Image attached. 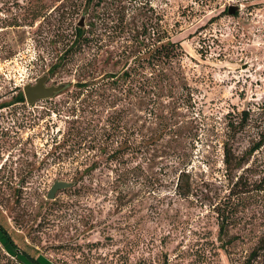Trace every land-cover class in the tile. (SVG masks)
Wrapping results in <instances>:
<instances>
[{"label":"rangeland","instance_id":"obj_1","mask_svg":"<svg viewBox=\"0 0 264 264\" xmlns=\"http://www.w3.org/2000/svg\"><path fill=\"white\" fill-rule=\"evenodd\" d=\"M43 1L57 10L29 26L20 13L35 0H0V104L9 102L0 106V223L9 235L0 231L4 251L26 264L32 263L25 252L43 264H81L99 262L96 257L116 247L123 248L128 264H264V256L254 263L248 259L264 231V199L252 185L262 176L252 166L264 165V145L230 175L222 162L227 124L239 122L244 111L246 126L232 129L229 140L234 154L242 156L264 132V0H135L140 23L154 24L163 14L184 51L183 71L195 88L191 103L180 110L183 125L195 133L184 146L192 188L180 198L172 189L175 176H165L159 191L137 185L123 205L112 190L116 175L104 156L95 157L100 167L79 179L94 156L73 157L69 145L61 144L75 128L81 102L92 100L75 83L101 81L109 68L100 63V70L89 74L96 54L91 44L60 59L80 14L68 15L62 0ZM228 7L230 14L224 11ZM12 19L20 26L9 27ZM47 75L48 84L68 85L33 104L13 100L25 84ZM87 114L101 126L107 110ZM239 174L247 179L231 191ZM56 179L79 182L48 199ZM240 188L245 192L236 193ZM229 195L232 211L222 235L213 207ZM230 236L234 240L222 247Z\"/></svg>","mask_w":264,"mask_h":264},{"label":"trees","instance_id":"obj_2","mask_svg":"<svg viewBox=\"0 0 264 264\" xmlns=\"http://www.w3.org/2000/svg\"><path fill=\"white\" fill-rule=\"evenodd\" d=\"M135 3V0H62L60 3L67 6V14L71 17L80 14V17L84 16L85 20H88L83 28L77 25L73 27V39L64 43L60 59L91 44L96 48V54L89 66V74L100 70V63L109 68L101 74V81L75 83L79 90L88 91L86 97H91L92 100L91 104L83 105L85 101L81 102L80 114H75L77 116L73 121L76 122L75 128L64 135L61 144L69 145L66 151L73 157L83 156L84 160H87L94 156L89 163H84L86 166L81 170L79 179L101 166L102 161L95 157H105V163L111 165V171L116 175L112 181V190L116 192L117 201L121 205L137 185L147 187L151 191H159L166 184L165 176H175L171 180L172 189L180 198L189 196L192 188L189 158L184 146L186 140L193 138L195 133L183 125L180 110L191 103L195 88L188 83L183 71L184 51L180 43L174 40V31L163 14L157 15L154 24L149 25L143 21L140 23V13L134 12L137 10L133 5ZM32 4L20 13L29 26L47 19V16L57 10V7L49 10L43 0H35ZM224 11L228 12V8ZM8 26L16 28L20 24L17 19H12ZM101 52L103 55L100 56ZM13 100H24L23 93L19 92ZM8 103L3 102L0 106H6ZM89 106L90 108H87ZM101 108H106L107 115L105 123L99 126L100 119L98 123L93 124L91 121L94 119L89 118L87 112L98 115ZM247 117L248 114L244 111L239 122L235 125L233 122L227 124L229 131L227 140L222 144V162L228 175L243 167L250 156L264 145V132H261L259 139L253 142L242 156H237L232 151L229 142L234 137L232 129H243ZM85 122L86 125H82ZM87 129H90L91 133H86ZM231 131L233 132L229 134ZM90 135L92 137L86 145L84 141ZM94 149L97 152L91 155ZM164 158L172 161V164L158 165ZM162 167L166 168L164 172ZM252 168L255 173H262L252 185L264 199V165H253ZM248 169V166L244 168ZM234 177L236 179L232 180L231 191H234L235 187L243 186L242 183L247 179L243 174ZM78 182L72 181V186ZM241 189L236 193L245 192ZM231 197L232 195H229L222 205L218 203L213 207V211L217 213V232L222 235L226 232L229 211H232L229 204ZM0 231L9 237L1 223ZM234 238L235 236H230L223 241L222 247L225 242L230 243ZM17 251L20 252L19 249ZM25 256L32 264H43L31 253L25 252ZM262 256L264 231L257 236L248 259L250 263H254ZM96 258L100 261L86 259L81 264H128L126 253L120 247L108 252L105 257ZM0 264L26 263L8 254L0 245ZM55 264L65 262L61 260Z\"/></svg>","mask_w":264,"mask_h":264},{"label":"water","instance_id":"obj_3","mask_svg":"<svg viewBox=\"0 0 264 264\" xmlns=\"http://www.w3.org/2000/svg\"><path fill=\"white\" fill-rule=\"evenodd\" d=\"M228 13H232V7H228ZM76 25L80 28L85 27V17L81 16ZM47 82V76H43L35 83H27L23 86V95L28 104H33L38 100L53 97L68 85L65 82L58 84H48ZM72 184L71 181L61 179L54 180L46 194V198L53 199L57 190L70 187Z\"/></svg>","mask_w":264,"mask_h":264},{"label":"flooded vegetation","instance_id":"obj_4","mask_svg":"<svg viewBox=\"0 0 264 264\" xmlns=\"http://www.w3.org/2000/svg\"><path fill=\"white\" fill-rule=\"evenodd\" d=\"M38 81V80H37ZM47 81H49V76L47 75ZM24 96V95H23ZM26 101V99H25V97H24V100H21L20 102H25ZM15 102H17V101H15ZM27 102V101H26ZM28 104V103H27Z\"/></svg>","mask_w":264,"mask_h":264}]
</instances>
